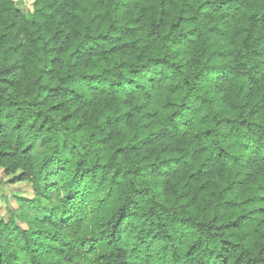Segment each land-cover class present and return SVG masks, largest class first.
Masks as SVG:
<instances>
[{
	"label": "trees",
	"instance_id": "16d2710c",
	"mask_svg": "<svg viewBox=\"0 0 264 264\" xmlns=\"http://www.w3.org/2000/svg\"><path fill=\"white\" fill-rule=\"evenodd\" d=\"M0 170V264H264V0H0Z\"/></svg>",
	"mask_w": 264,
	"mask_h": 264
},
{
	"label": "rangeland",
	"instance_id": "374dc122",
	"mask_svg": "<svg viewBox=\"0 0 264 264\" xmlns=\"http://www.w3.org/2000/svg\"><path fill=\"white\" fill-rule=\"evenodd\" d=\"M14 3L19 9L32 8L33 0H14ZM14 179L13 176H5L0 170V219H7L9 212L17 209L16 198H33L31 186L27 183L15 182Z\"/></svg>",
	"mask_w": 264,
	"mask_h": 264
}]
</instances>
